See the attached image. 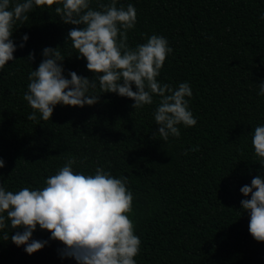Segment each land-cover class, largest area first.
<instances>
[{
  "label": "trees",
  "instance_id": "16d2710c",
  "mask_svg": "<svg viewBox=\"0 0 264 264\" xmlns=\"http://www.w3.org/2000/svg\"><path fill=\"white\" fill-rule=\"evenodd\" d=\"M108 2L91 0L90 6ZM129 3L137 22L128 45L135 48L153 34L168 40L173 51L157 80L173 88L190 84L193 95L186 99L197 124L178 125V138H155L159 97L134 110L133 100L102 93L98 84L91 92L100 94L99 103L57 105L51 120L39 113L28 120L33 109L23 96L43 48L60 46L67 78L69 71L93 77L71 41L65 43L73 26L62 23L57 5L34 8L13 26L16 60L0 69V184L13 192L43 188L71 156L75 172L94 174L100 166L127 177L134 197L130 218L141 239L136 264H264V243L250 235L240 203L250 199L240 188L264 176L251 142L255 127L264 125V96L257 94L264 81V0H117L118 7ZM196 146L199 151H190ZM15 231L10 222L0 229V264H76L59 257L63 245L49 240L47 230L37 226L33 239L49 243L31 255L11 242Z\"/></svg>",
  "mask_w": 264,
  "mask_h": 264
},
{
  "label": "clouds",
  "instance_id": "9594fccd",
  "mask_svg": "<svg viewBox=\"0 0 264 264\" xmlns=\"http://www.w3.org/2000/svg\"><path fill=\"white\" fill-rule=\"evenodd\" d=\"M91 0H0V69L14 61L17 45L14 43L13 26L24 23L34 8L54 9L65 25H72L66 41H71L77 58L86 60V68L93 77H83L75 71L64 75L60 46L45 47L43 59L28 76L29 83L23 99L33 109L27 119L51 120L57 105L83 108L99 103L100 94L115 93L134 101V110L159 103L153 113L158 133L163 141L170 136L178 138L180 129L194 127L197 120L189 109L193 95L188 82L176 88L160 83L166 57L173 49L168 40L153 34L146 43L135 48L128 45V31L135 28L137 12L133 4L117 6V0L101 3L98 9L90 6ZM264 20V13L260 16ZM28 35L22 36L26 42ZM24 43L19 45L20 48ZM35 60L30 52L27 61ZM133 85L135 91H133ZM258 95L264 96V81L259 83ZM254 155L264 169V125H257L252 132ZM190 151H199L196 146ZM187 154V152H185ZM76 158L69 156L54 175L45 180L43 188L23 187L18 191L7 190L0 184V229H15L10 239L17 247L31 255L43 249L49 240L59 241L61 259L70 258L76 264H136L141 239L135 234L133 193L127 187L126 176L114 177L111 172L97 166L94 174L75 172ZM83 163V161H80ZM5 162L0 158V169ZM244 197L241 208L250 219L248 231L257 242L264 243V176L257 174L250 185L240 188ZM6 214V215H5ZM37 226L51 233L49 240L33 239ZM3 239L9 240L7 233Z\"/></svg>",
  "mask_w": 264,
  "mask_h": 264
}]
</instances>
